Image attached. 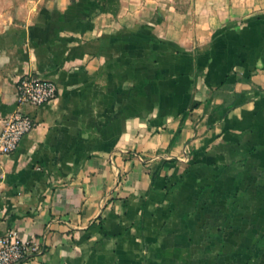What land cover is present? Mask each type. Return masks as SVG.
<instances>
[{
  "label": "crops",
  "instance_id": "1",
  "mask_svg": "<svg viewBox=\"0 0 264 264\" xmlns=\"http://www.w3.org/2000/svg\"><path fill=\"white\" fill-rule=\"evenodd\" d=\"M0 156L22 264H264V0H0Z\"/></svg>",
  "mask_w": 264,
  "mask_h": 264
},
{
  "label": "built area",
  "instance_id": "2",
  "mask_svg": "<svg viewBox=\"0 0 264 264\" xmlns=\"http://www.w3.org/2000/svg\"><path fill=\"white\" fill-rule=\"evenodd\" d=\"M58 92V86L52 80L33 74L19 77L15 89L17 108L3 121L0 130V156L16 151L21 140L36 127L35 120L20 107H39L50 103L57 98ZM42 250V244L37 240L24 241L4 236L0 238V264H22L29 256Z\"/></svg>",
  "mask_w": 264,
  "mask_h": 264
}]
</instances>
